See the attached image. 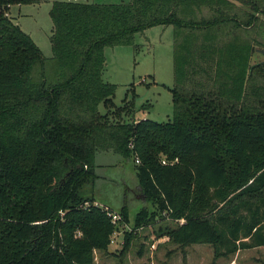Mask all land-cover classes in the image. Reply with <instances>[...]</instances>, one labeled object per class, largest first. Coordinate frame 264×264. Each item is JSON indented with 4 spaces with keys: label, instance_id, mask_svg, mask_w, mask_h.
Here are the masks:
<instances>
[{
    "label": "trees",
    "instance_id": "16d2710c",
    "mask_svg": "<svg viewBox=\"0 0 264 264\" xmlns=\"http://www.w3.org/2000/svg\"><path fill=\"white\" fill-rule=\"evenodd\" d=\"M27 1L0 0V264H94L108 250L128 207L113 222L83 195L108 151L133 161L155 209L135 228L170 220L158 236L216 258L264 245V59L251 62L264 55V0L53 1L51 58L7 14ZM156 25L173 32L163 122L134 119L102 79L104 49Z\"/></svg>",
    "mask_w": 264,
    "mask_h": 264
},
{
    "label": "rangeland",
    "instance_id": "374dc122",
    "mask_svg": "<svg viewBox=\"0 0 264 264\" xmlns=\"http://www.w3.org/2000/svg\"><path fill=\"white\" fill-rule=\"evenodd\" d=\"M53 1L104 2L29 0L11 4L8 13L13 22L18 23L33 39L46 58L52 57L49 9ZM172 46V27L156 25L136 33L133 45L104 49L102 79L115 85L113 101L116 105L122 104L124 98L133 101L131 116L134 119L148 118L163 122L172 118ZM263 59L264 55L255 54L251 62ZM99 110L105 111L101 104ZM96 162L99 164L96 170L98 178L85 186L83 195L93 197L96 204L107 205L119 215V220L120 209L123 204L126 205L128 221L119 222L107 251L94 250V264H264V245L238 249L228 256L216 258L210 244L194 243L181 247L166 236H158V226L170 220L161 221L156 216L151 224L135 228L136 214L142 207H146L149 215L154 214L155 209L150 202L139 200L134 194L137 178L133 161L124 160L108 151L99 153ZM128 231L133 234H130L126 249L121 251L123 236Z\"/></svg>",
    "mask_w": 264,
    "mask_h": 264
},
{
    "label": "crops",
    "instance_id": "0c3cea01",
    "mask_svg": "<svg viewBox=\"0 0 264 264\" xmlns=\"http://www.w3.org/2000/svg\"><path fill=\"white\" fill-rule=\"evenodd\" d=\"M78 2H86V3H123V2H127V1H125V0H109V1L104 0V2H103V1H102V2L78 1ZM7 14H8L9 17H11V16L9 15L8 12H7ZM16 24L19 26L18 23H16ZM51 32H52V30H51ZM98 167H99V166H98ZM134 194L137 196V199L144 201V198H143V196H142L141 193H140V188H139L138 183H136V185L134 186ZM95 202H96V201H95ZM99 205H100V204H99ZM104 206L107 207V205H104ZM109 209H110V208H109Z\"/></svg>",
    "mask_w": 264,
    "mask_h": 264
},
{
    "label": "built area",
    "instance_id": "2783aa9c",
    "mask_svg": "<svg viewBox=\"0 0 264 264\" xmlns=\"http://www.w3.org/2000/svg\"><path fill=\"white\" fill-rule=\"evenodd\" d=\"M135 161L138 162L137 159H136ZM162 163L165 164L166 161H165L164 159H162ZM104 207H105V206H104ZM105 208H108V207H105ZM109 214H110V216H111V220H112L113 222H117V221L119 220V215H118L117 213L111 212V213H109ZM115 233H116V232H115ZM115 233H113V235H114ZM113 235H112V237H113ZM112 237H111V242L113 241V238H112Z\"/></svg>",
    "mask_w": 264,
    "mask_h": 264
}]
</instances>
